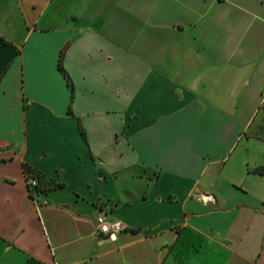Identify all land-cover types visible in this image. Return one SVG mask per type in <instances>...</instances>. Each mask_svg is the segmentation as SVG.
<instances>
[{"label":"crops","instance_id":"crops-1","mask_svg":"<svg viewBox=\"0 0 264 264\" xmlns=\"http://www.w3.org/2000/svg\"><path fill=\"white\" fill-rule=\"evenodd\" d=\"M261 168L264 0H0V264H264Z\"/></svg>","mask_w":264,"mask_h":264},{"label":"built area","instance_id":"built-area-1","mask_svg":"<svg viewBox=\"0 0 264 264\" xmlns=\"http://www.w3.org/2000/svg\"><path fill=\"white\" fill-rule=\"evenodd\" d=\"M26 183L29 184L32 193H34V187L37 184V179L32 176L26 178ZM210 199L209 195H205L201 198L202 202H205ZM95 227L96 232L101 235L113 236L114 233L119 232L123 229L119 221L113 219H107L103 215H98L95 217Z\"/></svg>","mask_w":264,"mask_h":264},{"label":"trees","instance_id":"trees-1","mask_svg":"<svg viewBox=\"0 0 264 264\" xmlns=\"http://www.w3.org/2000/svg\"><path fill=\"white\" fill-rule=\"evenodd\" d=\"M22 170H23V174H24L25 179L28 176H32V177H35L37 179V184L34 187V193H40V192L52 189L56 186H59V183H56L53 180L45 179L42 175L38 174V172L31 170L27 166H23ZM259 171L264 173V168H261ZM27 188H28V195L33 196V193H32V190H31L29 184H27Z\"/></svg>","mask_w":264,"mask_h":264}]
</instances>
